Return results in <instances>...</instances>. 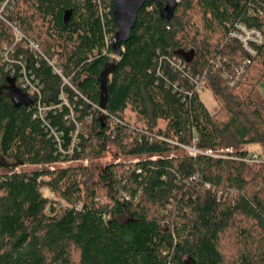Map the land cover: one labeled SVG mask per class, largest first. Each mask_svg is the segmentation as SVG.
Segmentation results:
<instances>
[{
  "label": "trees",
  "instance_id": "obj_1",
  "mask_svg": "<svg viewBox=\"0 0 264 264\" xmlns=\"http://www.w3.org/2000/svg\"><path fill=\"white\" fill-rule=\"evenodd\" d=\"M112 10L0 0V264H264V0Z\"/></svg>",
  "mask_w": 264,
  "mask_h": 264
},
{
  "label": "water",
  "instance_id": "obj_2",
  "mask_svg": "<svg viewBox=\"0 0 264 264\" xmlns=\"http://www.w3.org/2000/svg\"><path fill=\"white\" fill-rule=\"evenodd\" d=\"M113 3L112 19L115 33L111 44V54L121 55V44L125 42L136 22L139 10L144 4L155 2L161 18L169 20L179 0H111Z\"/></svg>",
  "mask_w": 264,
  "mask_h": 264
},
{
  "label": "built area",
  "instance_id": "obj_3",
  "mask_svg": "<svg viewBox=\"0 0 264 264\" xmlns=\"http://www.w3.org/2000/svg\"><path fill=\"white\" fill-rule=\"evenodd\" d=\"M249 12L261 14V8H258L257 10H255V12L252 10ZM231 36L238 38L242 42L244 48L249 53H252V54L254 53V50L250 46V42L252 41V42L259 43L262 40L261 31L259 29L254 28V27L249 28L243 23H239L236 25V28L231 32ZM246 63H249L248 59L245 60L240 66L236 68L237 75L240 74V72L243 70V65ZM44 110H45V107L38 106V115L42 116V113L44 112ZM54 136L57 142L60 143V136L57 133H54ZM247 159L250 161H260L261 160V158H257V154L255 153L249 154V157ZM45 195H52V194L47 189H45Z\"/></svg>",
  "mask_w": 264,
  "mask_h": 264
},
{
  "label": "rangeland",
  "instance_id": "obj_4",
  "mask_svg": "<svg viewBox=\"0 0 264 264\" xmlns=\"http://www.w3.org/2000/svg\"><path fill=\"white\" fill-rule=\"evenodd\" d=\"M260 91L262 94H264V87L260 86ZM199 95L206 104V106L209 108L210 111H217L218 116L221 118H225L227 116V113L223 109L218 110V105L215 102L212 94L203 88L202 86L199 87ZM133 117V115H132ZM165 125V121L162 119L158 120V126L163 127ZM247 149V152L249 154L255 153L257 154V158H262L264 155V145L261 143H249L244 146ZM113 152L109 151L105 153L103 156H100L93 160V164H98L99 166H103L113 158Z\"/></svg>",
  "mask_w": 264,
  "mask_h": 264
}]
</instances>
